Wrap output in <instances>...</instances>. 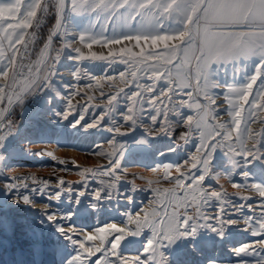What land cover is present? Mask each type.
I'll use <instances>...</instances> for the list:
<instances>
[{
	"label": "snow or ice",
	"instance_id": "1",
	"mask_svg": "<svg viewBox=\"0 0 264 264\" xmlns=\"http://www.w3.org/2000/svg\"><path fill=\"white\" fill-rule=\"evenodd\" d=\"M56 8L58 13L56 29L41 50V58L47 55L52 36L57 35L62 27L66 11L83 15L95 13L97 20L103 18L99 38L87 32L78 37L81 43H84L86 38L91 41L87 44L89 49L93 44H100L102 41L105 44L116 45L121 44L122 41H134V46L139 47V52H133L130 47H121L119 53H127L131 58H142L133 59L132 64L128 59L122 60V63L128 64L132 69L131 76L136 80L135 89L129 92L120 89L119 92L108 97V103L113 104L120 93H124L130 104L126 106L123 121L118 122L114 117H109L112 126L105 130L113 133V138L110 140L113 151L107 153L110 157L108 165L97 170L100 175L109 179L99 180V188L93 190V203L88 207L96 208L99 201L112 199L113 193L120 191V174L125 171L121 161L124 159L126 145L120 142L118 137L126 136L141 126L143 121L140 114L145 104L154 112L150 116L152 127L157 128L158 118L162 121L158 126L160 135L172 134L175 121L170 118L169 113L179 116L184 108L193 110V114L186 117L189 133L184 134L182 138L187 142L192 132L198 134L195 153L190 154L188 160L176 165H162L166 170V177L170 176V170L175 167L179 175L173 179L177 187L183 189V195L178 196L175 190L153 189L156 202L162 205L161 209L159 211L139 209L135 215L126 213L127 219L123 222V227L115 222L108 223L104 227H96L94 231L72 227L75 224L73 215L86 217L88 213V207L81 204L85 192L78 191L76 197L69 202L72 186L64 179L57 181L56 191L49 192L45 199L57 202V208H61L62 203L67 202L69 205L67 211L59 213L55 210L46 211L42 212V216L48 222L59 225L57 231L75 246V250L71 251L66 245L55 241L52 254L55 256L56 264H171V257L167 251L169 247L181 242L194 241L210 244L212 242L210 234H215L218 239L223 240L226 230L236 225L238 220L233 219L228 214L229 209L225 207L227 194L214 189L209 190L205 186V181L218 180L221 175L232 180L237 167L240 168L244 180L248 181L250 173L243 170L244 166L251 160H264V152L260 147L254 144L249 149L246 144V140L252 136L249 125L256 115V110L264 111V0H58ZM47 11L48 5L45 0H0V33L3 34L0 37V77L10 81L0 85V104L5 102L7 105L12 104V96L9 93H16L18 77L25 76V72L22 71L25 65L22 62L17 64V56L23 61L31 42L25 40L29 34L28 30L39 24L38 12L47 13ZM109 23L114 25L113 33L121 30L120 35L114 34L111 38L103 35ZM4 40L7 41V50L2 46ZM142 44L150 45L153 50L145 55ZM161 44L162 50L157 51ZM18 46H22L23 52ZM74 51L78 55L75 57L69 55V59H105L102 56L97 57L95 53L87 57L81 53L80 48ZM110 55L115 56L117 53L110 52ZM53 59L55 63L60 57L57 55ZM152 60H155L154 64L146 63ZM240 60H255L251 73L246 74L245 82L222 85L213 78V73L216 71L213 65L223 67ZM139 64H145L143 69L145 74L150 73L148 79L152 82L148 85L139 83L137 79V71L140 69L133 65ZM39 72L40 68L37 67L34 75L33 68L27 67L25 76L27 83L21 87L30 89L37 84L40 87L50 85V77L55 75V72L49 71L43 78L39 77ZM120 76L123 79L124 73L121 72ZM88 87L92 85L89 84ZM221 87L226 88V92L216 94L211 92V89ZM6 89L9 91L6 92ZM101 95L103 96L104 93L101 92ZM218 95H223L229 105L230 125L220 123L219 114L216 108L212 107L216 105ZM201 96L204 103H201ZM18 99L22 98L18 97ZM169 104L172 105L171 108L168 107ZM67 107H74L71 98L67 101ZM115 107L113 105L111 111H115ZM5 111L7 108L0 109V159H6L3 149L9 137L16 133L13 131L12 121L3 118ZM245 112H247L246 116ZM57 115L67 120L69 114L61 112ZM80 119H83V116ZM210 120L212 123L209 122ZM123 122H127L129 131L122 130ZM179 123L185 121L181 120ZM75 126L76 123L73 124V127ZM87 128L95 129L97 124L90 123ZM145 132L147 136L151 135L147 130ZM255 135L262 136L264 131ZM218 149H222L229 159V168L222 173L213 169V161ZM95 154L104 153L98 151ZM59 163L65 162L61 160ZM183 168L187 171H182ZM156 170L155 167L152 168V171ZM90 172L93 176L97 175V172L90 168H84L81 175ZM23 180L24 177H6L3 191L14 194L15 204L32 207L35 201L30 199V194L22 192L21 188L26 189L28 193L38 194H43V190L29 188L27 183H22ZM43 183L49 187L52 184L48 180H44ZM87 183L85 178L80 187H87ZM59 186L65 187L62 189ZM232 186L248 187L264 198V183L237 184L233 181ZM62 192L66 194L61 203ZM251 199L250 196L240 197L241 201ZM4 203L6 201H0V209L3 208ZM72 205L78 206L77 212H73ZM49 206L51 207V203ZM245 207L244 203H240L232 211L237 213L245 224V228L241 230L260 237L256 243L264 251V199L260 201L259 213L253 211L250 205L245 212ZM210 210H215L214 214ZM140 211H143V215H140ZM65 221L68 222L67 225ZM145 230L149 232L144 247L146 258L123 256L120 252L122 242L128 237L143 235ZM30 231L32 232L30 244L34 254L38 252L44 256L52 243L44 235L46 230L32 225ZM100 232H104L106 238L98 242ZM254 251L255 248L251 244H243L233 249L237 257L252 255ZM208 264H221V262L210 260ZM237 264H251V262L241 259ZM255 264H264V257Z\"/></svg>",
	"mask_w": 264,
	"mask_h": 264
},
{
	"label": "rangeland",
	"instance_id": "2",
	"mask_svg": "<svg viewBox=\"0 0 264 264\" xmlns=\"http://www.w3.org/2000/svg\"><path fill=\"white\" fill-rule=\"evenodd\" d=\"M45 2L48 5L47 13L38 12L39 24L34 25L33 29H29V34L25 38L26 42L31 41L28 53L24 55L23 61L17 56V64L22 62L26 69L31 66L34 75H36L35 69L39 67V63L42 61L40 52L45 43L48 42L49 36L56 29L58 19L56 8L58 0H45ZM102 23L103 18L97 20L95 13L83 15L71 14L66 11L62 27L57 35L52 36L51 45L48 49V59L38 74L40 78H43L47 71L55 72L51 90L45 101L36 109L27 108L38 84L30 89H23L21 85L27 83L24 78L18 80L16 93H9L12 96V102L18 97L22 99H18L10 110H8L9 106L6 102L0 104V109L7 108L4 119L12 121L13 131L16 132L9 137L3 149L6 159H0V201H6L3 208L0 209V264H56L55 256L52 254L55 241H59L66 245L69 250L74 251L75 246L57 231L59 225L48 222L42 216V212L46 211L66 212L69 205L67 202L62 203L66 193L62 192L61 208L56 207L57 202H50L45 197L49 192L56 191L57 181L64 179L72 186L69 202L76 197L78 191H84L85 197L81 198V204L88 207L93 203V190L99 188L98 181L109 179L97 171L108 165L110 157L107 153L113 151V145L110 142L113 133L105 129L112 126L109 122L110 116L118 122L123 121L126 106L130 104V101L127 100L124 93H120L117 101H114L113 104L108 103V97L116 94L120 89H123L124 92L135 89L136 80L131 76L132 69L128 64L122 63V60L128 59L129 63L132 64L133 59L142 58H131L127 53H119L121 47H130L133 52H139V47L134 46V41H122L119 45L105 44L102 41L100 44H93L91 49L87 47V44L91 43L90 40L86 38L84 43L79 41V35L86 32L99 38ZM113 27L114 25L109 23L107 31L103 35L109 38L114 34L120 35L121 30L113 33ZM2 35L0 33V37ZM2 46L7 50L6 40L2 41ZM141 46L145 48V55L153 50L148 44ZM18 47H21L23 52L22 46ZM76 48H80L81 53L87 57H91V54L95 53L97 57L102 56L105 59H69V55L73 57L78 55L74 51ZM162 48L163 45L161 44L156 50L159 51ZM110 52H115L117 55H110ZM57 55L60 59L54 63L53 58ZM146 63L154 64L155 60ZM254 63L255 60H240L223 67L213 65L212 67L216 70L213 73V78L222 85L243 83L246 74L251 73ZM133 66L140 69L137 71L139 83L148 85L152 82L148 79L150 73L145 74L143 72L145 64ZM121 72L124 73L123 79L120 76ZM9 82L0 77V85ZM161 82H163V78H161ZM89 84L92 87H88ZM5 91L9 90L6 89ZM73 92L78 94L73 95ZM101 92L104 93L103 96ZM211 92L213 94L224 93L226 88L211 89ZM69 98H71V103L74 106L72 108L67 107ZM145 99H147L146 96ZM200 99L201 103L205 102L203 96ZM113 105L116 106L115 111H111ZM168 107L171 108L172 105L169 104ZM212 107L216 108L220 123L231 124V117L228 114L229 105L223 95L216 97V105ZM137 111L140 114L138 105ZM61 112H68L67 120L57 115ZM153 114L152 108L145 104L143 112L140 114L143 121L141 126L126 136L118 137L119 141L126 145L124 159L121 161L125 171L120 174V191L113 193L112 199L99 201L98 207H88L86 217L73 215L72 219L75 224L72 227L78 230L87 231L91 229L94 231L96 227H104L113 222L123 227V222L127 219L126 213L135 215L139 209H155L157 211L161 209L162 205L156 202L153 189L175 190L178 196L183 195V189L178 188L173 179L179 175L175 167L170 170V176L166 177V170L162 165L183 163L189 159L190 154L195 153L198 134L192 132L187 142L182 138L184 134L189 133L186 117L193 114V110L184 108L179 116L169 113L170 118L175 121L170 136L159 134L158 126L162 122L159 118L157 119V128L152 127L150 116ZM244 115L246 116L247 112ZM81 116L83 119H80ZM181 120H184L185 123H179ZM209 122L212 123L211 120ZM74 123H76L75 127H73ZM90 123H96L97 128L88 129L87 125ZM249 126L252 130V136L246 140L247 147L250 149L256 144L264 152V135H255L264 131V111L256 110V115L252 118ZM241 127H244L243 123ZM122 130L129 131L127 122H123ZM146 130L151 133L150 136H147ZM140 140L146 142L139 143ZM98 151H102L104 154H95ZM36 153L43 154L37 155ZM47 153H52V155H47ZM237 159L241 158L237 157ZM61 160L65 163L60 164L59 161ZM153 167L157 170L152 171ZM84 168L92 169L97 172V175L93 176L90 172L82 176L81 172ZM228 168V157L222 149H218L215 153L213 169L222 173ZM243 170L250 173L248 181L244 180L239 167L235 169L232 180L221 175L218 180L209 181L206 179L205 181V186L209 190L214 189L222 194H227L225 207L229 209L228 214L233 219H237L238 223L226 230L223 240L218 239L215 234H210L212 239L210 244L194 241L181 242L169 247L167 251L171 257V264H208L210 260H218L221 264H237L241 259L255 264L261 257H264V251L256 243L260 237L241 230L245 228V224L239 219L238 214L232 211L240 203H244L245 212L248 211V205H250L253 211L259 213V204L264 198L260 197L253 189L233 187L232 185L233 181L237 184L264 183V160H251L244 166ZM182 171H187V169L183 168ZM6 177H24L22 183H27L29 188L42 189L43 194L28 193L26 189L21 188L22 192L30 194V199H33L35 203L32 207L23 204L17 205L13 202L14 194L3 191ZM85 178L88 181L87 187L81 188L80 185ZM44 180L51 181V187L45 185ZM59 187L63 189L65 186ZM249 196L252 197L251 200H240V197ZM50 203L51 207L49 206ZM72 208L73 212L78 211L77 205H72ZM210 211H213L214 214L215 210ZM140 215H143V211H140ZM64 223L68 224L67 221ZM32 225L45 229L44 235L52 242L48 253L44 256L38 252L34 254L31 247L32 232L30 226ZM148 235V230H145L144 234L139 237L126 238L121 244V254L127 257L140 256L141 259L146 258L147 254L144 252V247ZM105 238L106 234L100 232L97 239L99 242ZM243 244L253 245L255 251L246 257L235 256L233 249ZM110 259L114 260L115 257H110Z\"/></svg>",
	"mask_w": 264,
	"mask_h": 264
},
{
	"label": "built area",
	"instance_id": "3",
	"mask_svg": "<svg viewBox=\"0 0 264 264\" xmlns=\"http://www.w3.org/2000/svg\"><path fill=\"white\" fill-rule=\"evenodd\" d=\"M22 71L25 72V76H26L27 75V69L24 68ZM49 71H52V70H49ZM49 71H47L46 75L49 73ZM25 76L18 77V80L24 79ZM50 80H51V83L48 86L40 87L38 84V86H37V88L33 94L32 99L27 104V108H29L30 110L36 109L39 105H41L45 101L46 96L48 95V93L51 90L52 83L54 80V75L50 77Z\"/></svg>",
	"mask_w": 264,
	"mask_h": 264
},
{
	"label": "bare ground",
	"instance_id": "4",
	"mask_svg": "<svg viewBox=\"0 0 264 264\" xmlns=\"http://www.w3.org/2000/svg\"><path fill=\"white\" fill-rule=\"evenodd\" d=\"M48 59V50H47V55L45 56V57H43L42 58V61H41V63H39L40 65H39V68H41L42 67V65L45 63V61ZM18 99H14V101L12 102V104L11 105H8L9 107H8V110H10L11 109V107L13 106V104L17 101ZM29 110V109H28ZM26 112H28L27 110H26ZM4 118V117H3ZM152 129V128H151ZM150 130V129H149ZM176 130V129H175ZM180 130H181V128H180ZM157 131V130H156ZM158 132V131H157ZM174 134V133H173ZM156 135H158V134H156ZM157 137V136H156ZM99 182V181H98ZM23 190V189H22Z\"/></svg>",
	"mask_w": 264,
	"mask_h": 264
}]
</instances>
